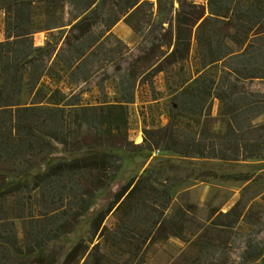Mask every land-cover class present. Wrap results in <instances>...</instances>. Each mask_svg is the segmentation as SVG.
Listing matches in <instances>:
<instances>
[{
    "label": "trees",
    "instance_id": "obj_1",
    "mask_svg": "<svg viewBox=\"0 0 264 264\" xmlns=\"http://www.w3.org/2000/svg\"><path fill=\"white\" fill-rule=\"evenodd\" d=\"M166 1L157 0L160 12ZM150 5L0 0V264L58 262L61 252L49 244L74 231L93 199L110 187L122 160L115 148L264 158V0H208L206 6L179 0L174 25L167 26L152 18ZM122 18L139 34L132 46L112 32ZM39 30L46 31L42 44L34 41ZM194 44L197 69L175 90L176 109L165 124L145 127L141 143L132 142L127 108L136 88L189 58ZM107 82L114 86L112 98L84 101V93ZM59 146L72 157L59 156L30 179L8 184V173L44 166ZM173 185L150 170L131 178L95 214L88 242L78 239L60 264H144L147 247L161 239L194 242L203 235L201 255L190 264H258L263 210L244 211L240 199L189 229L195 204L170 213ZM110 211L118 214L117 224L98 236ZM217 231L228 234L216 242Z\"/></svg>",
    "mask_w": 264,
    "mask_h": 264
},
{
    "label": "rangeland",
    "instance_id": "obj_2",
    "mask_svg": "<svg viewBox=\"0 0 264 264\" xmlns=\"http://www.w3.org/2000/svg\"><path fill=\"white\" fill-rule=\"evenodd\" d=\"M207 5L208 0H190ZM153 6H148L153 13L152 18L156 22H163L164 26L168 23L174 25L176 10L179 7V0H167L165 2L167 10L157 8V0H150ZM159 11V13H157ZM4 23L0 24V37H4ZM112 32L117 37L127 42L130 46L136 43L139 34L132 28L124 18L120 19L112 26ZM46 40V31L39 30L34 34L36 44H42ZM195 44L191 48L190 57L180 64L169 67L168 71L155 74L150 82H141L136 88L135 101L128 104V130L129 139L135 136L139 131L143 134V129L148 126L157 127L167 122L171 110L177 106L175 90L181 85L184 78L194 75L197 69V60L194 54ZM183 69V70H182ZM63 84V80L60 81ZM104 89L93 87L84 93V101L92 104L99 100L112 98L114 86L107 82ZM27 95H24V99ZM218 100L214 99L212 111L217 116ZM218 128L220 125L215 122ZM136 137L132 140L134 143H141L142 139ZM121 158V167L119 168L115 179L106 190L99 193L94 199L93 204L80 222L75 226L74 231L62 235L60 239L52 241L49 246L56 245L61 252V256L56 264H60L65 254L75 245V242L83 238L88 242L90 237L91 221L95 214L106 208L117 190L128 183L131 178L150 170L153 176H159L160 179L166 180L167 183H173L171 196L173 201L170 206V213L176 206H185L188 203L195 204V210L191 211V219L187 226L189 229L199 228L198 224L206 221L212 210L227 211L238 200L241 199V207L244 211L250 209L254 211H264V158H245L239 160H222L219 158L181 156L173 151L147 149L134 151L125 148H115L112 150ZM85 153V152H84ZM59 156L72 157L64 153L61 147L50 160L40 168H35L29 173L13 174L8 173V184L23 179H30L35 173L42 172L50 163L58 160ZM234 176L236 178H228ZM246 177V178H245ZM39 194L33 192V210L38 214ZM118 214L110 211L100 227L98 236H103L117 224ZM19 242L24 240L23 225L17 220ZM239 229L246 231L247 225L241 224ZM201 230V229H200ZM199 230V231H200ZM227 232L217 231L215 234L217 241H222ZM189 236L192 237L190 234ZM264 236V233H263ZM194 239V237L192 238ZM207 241L203 235L201 239L189 242L177 237L170 236L167 239L149 245L144 253V264H190L201 255V244ZM215 242V243H216ZM226 242H223L225 244ZM264 252V251H263ZM34 256L32 254L29 257ZM258 264H264V253L257 261Z\"/></svg>",
    "mask_w": 264,
    "mask_h": 264
},
{
    "label": "built area",
    "instance_id": "obj_3",
    "mask_svg": "<svg viewBox=\"0 0 264 264\" xmlns=\"http://www.w3.org/2000/svg\"><path fill=\"white\" fill-rule=\"evenodd\" d=\"M130 129H131V128H129V130H130ZM131 137H132V140H136V137H137V138H140L139 140H141V139H142V132L139 131L137 135H135V136H131Z\"/></svg>",
    "mask_w": 264,
    "mask_h": 264
}]
</instances>
